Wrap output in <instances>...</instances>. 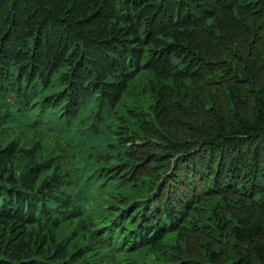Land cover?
Segmentation results:
<instances>
[{
  "label": "trees",
  "instance_id": "16d2710c",
  "mask_svg": "<svg viewBox=\"0 0 264 264\" xmlns=\"http://www.w3.org/2000/svg\"><path fill=\"white\" fill-rule=\"evenodd\" d=\"M0 264H264V0H0Z\"/></svg>",
  "mask_w": 264,
  "mask_h": 264
}]
</instances>
